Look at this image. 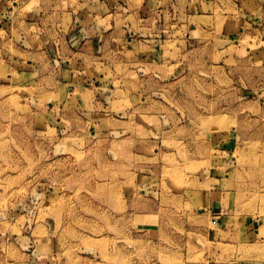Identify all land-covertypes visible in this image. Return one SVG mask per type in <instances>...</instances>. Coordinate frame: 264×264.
Listing matches in <instances>:
<instances>
[{
    "label": "rangeland",
    "instance_id": "obj_1",
    "mask_svg": "<svg viewBox=\"0 0 264 264\" xmlns=\"http://www.w3.org/2000/svg\"><path fill=\"white\" fill-rule=\"evenodd\" d=\"M37 2L0 0V264H264V20L167 39L125 102L85 80L87 110L65 55L1 28ZM212 176L234 196L197 211Z\"/></svg>",
    "mask_w": 264,
    "mask_h": 264
},
{
    "label": "crops",
    "instance_id": "obj_2",
    "mask_svg": "<svg viewBox=\"0 0 264 264\" xmlns=\"http://www.w3.org/2000/svg\"><path fill=\"white\" fill-rule=\"evenodd\" d=\"M263 20L264 0H38L21 18L6 20L1 28H5L10 39L14 40L17 35L22 43L31 37H39L41 45L35 49H41L45 60L56 59V54L65 55L68 59L65 66L73 76L72 82L67 81L65 85L76 87L73 90L84 101L78 104L79 107L83 105L89 110L94 106L89 101L91 90L82 88L85 80L97 82L98 89L102 83L106 87L118 84V88L106 89V93L114 96L112 102H125L124 93L130 92L134 96L130 91L132 87H145L162 79L160 76L167 69V61L163 57L165 49L160 48L167 39L183 36L194 39L193 34L198 35L196 39L211 34L215 37L216 32L219 37L231 31L237 22ZM217 22L221 25L217 26ZM160 38L164 40L161 42ZM13 40V49H33L26 47L27 43L19 48ZM174 50L182 49L168 52L173 54ZM212 177L208 179L218 185L207 193L203 186L199 187L205 178L197 179V190L188 200L197 211L201 197L205 196L212 199L211 206L221 203L222 199L231 203L234 195L223 189L224 179ZM146 219L150 223V218ZM149 223L145 221L143 226ZM138 228L142 229V226L138 225ZM243 228L249 231L246 229L251 227L244 225Z\"/></svg>",
    "mask_w": 264,
    "mask_h": 264
}]
</instances>
